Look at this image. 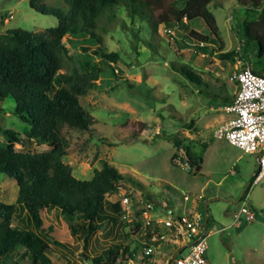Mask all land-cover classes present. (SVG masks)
I'll return each instance as SVG.
<instances>
[{"label": "rangeland", "instance_id": "374dc122", "mask_svg": "<svg viewBox=\"0 0 264 264\" xmlns=\"http://www.w3.org/2000/svg\"><path fill=\"white\" fill-rule=\"evenodd\" d=\"M250 1L246 6L239 0H220L211 5L225 43L222 51L216 44L203 50V46L188 43L177 29L166 34L164 25L159 28L162 34L154 33L146 15L132 17L124 7L107 10L98 25L102 46L119 53L117 62L104 63L93 47L84 51L75 38L67 42L66 71H97L101 67L103 72L97 71V86L81 97L83 107L97 120L95 131H70L71 148L65 162L83 180H91L104 160L113 163L129 178L122 192L135 191V211L136 206L142 209L143 202H153L162 216L167 215L160 212L168 204L174 205L178 214L194 206L209 215L207 255L211 264H264V178L251 183L258 170V157L216 136L227 120L224 98L233 97L238 88L231 75L247 64L252 66L256 59L253 51L247 52L251 49L246 48L242 27L247 21L261 30L264 0L261 7ZM45 3L71 9L65 0ZM58 24L56 16L36 11L30 0H0V33L19 28L44 31ZM191 24L204 34L210 33L200 18ZM230 51L239 55L226 56ZM181 64L189 65L187 70L202 76L205 82L192 81L174 68ZM1 102L0 143L5 144L8 137L3 128L23 134L30 125L14 113L13 98ZM131 122L148 126L140 130L142 135H135L128 124ZM181 145L191 148L196 161L203 160L198 174L190 171L186 150L178 147ZM25 149L35 153L51 150L38 142ZM18 191L15 179L0 174V202L16 204ZM187 195L189 200L185 199ZM110 199L117 201L120 196L115 194ZM245 203L251 217L242 212ZM25 219L26 212L19 208L16 224L22 226ZM47 219L61 229L69 224L58 209L50 210ZM132 229L127 221L109 223L91 237L87 247L83 238L70 232L72 243L80 249L74 252L53 246V264H93L84 253L93 259L113 245L123 244L134 250L139 234ZM169 249L167 255L174 251L173 247ZM123 262L119 258L117 263Z\"/></svg>", "mask_w": 264, "mask_h": 264}, {"label": "trees", "instance_id": "16d2710c", "mask_svg": "<svg viewBox=\"0 0 264 264\" xmlns=\"http://www.w3.org/2000/svg\"><path fill=\"white\" fill-rule=\"evenodd\" d=\"M65 1L70 11L49 6L45 0H30L36 11L59 19L55 27L37 32L19 28L0 33V112H4L1 99L11 97L15 101L16 116L30 125L23 134L13 128L2 129L8 140L0 143V174L15 179L19 191L16 204L0 202V264H53L50 256L53 246L74 252L80 249L72 243L70 232L83 238L87 247L91 237L107 224L122 221L125 207L121 200H111L110 196L119 193L120 186L129 178L113 163L104 160L91 180H83L76 177L72 166L65 162L71 148L70 131H95L97 120L83 107L81 97L97 86V71L103 72L101 67L97 71L84 72L79 68L66 71L69 39L75 38L84 51L93 47L95 55L104 63L117 62L119 53L109 52L102 46L104 40L98 33V25L107 10L124 7L132 17L146 15L154 33L162 34L159 28L164 25L173 31L177 29L185 35L186 42L203 46L200 47L203 50L213 44L219 45L220 51L225 47L218 19L211 9V5L220 0ZM249 1L239 0L244 6ZM261 1L250 2L261 7ZM198 18L205 22L209 34L192 26V21ZM260 24L261 30L245 21L242 30L246 48L251 49L247 52L253 51L256 61L263 66L253 70L264 76V15ZM234 55L239 53L226 54ZM187 67L190 66L181 64L174 68L192 81L205 82ZM233 99L234 95L224 98V104ZM128 124L132 125L135 135H142L140 130L148 126L144 122ZM36 142L47 144L51 150L35 153L25 149ZM18 144L23 148L18 149ZM178 147L185 148L190 171L198 174L203 160L196 161L191 148ZM19 208L26 212L22 226L16 224ZM57 209L69 221L63 229L47 219L48 212ZM141 214L142 209L137 210V215ZM210 218L205 231H208ZM146 229L138 222L132 231L146 239ZM142 247L139 240L134 250L121 244L113 245L93 259L84 255L93 264H118L119 258L126 263Z\"/></svg>", "mask_w": 264, "mask_h": 264}, {"label": "built area", "instance_id": "2783aa9c", "mask_svg": "<svg viewBox=\"0 0 264 264\" xmlns=\"http://www.w3.org/2000/svg\"><path fill=\"white\" fill-rule=\"evenodd\" d=\"M11 17H13L11 15ZM166 34L173 30L165 28ZM237 83L232 102L224 104L223 110L229 115L228 120L216 131L219 139H226L244 153L255 154L258 157V170L255 173V183L264 178V76L257 74L251 66L238 68L230 77ZM120 186V200L124 205L122 221L129 222L133 228L136 223L143 222L146 239L143 240V261L140 264H157V251L163 246H172V256L163 264H211L208 251V231H205V215L197 208L184 214L168 213L159 215L153 202H143L142 214L135 211L134 190ZM189 195L185 197L189 200ZM200 199L203 196L200 195ZM242 212L251 213L246 207ZM149 230V231H148ZM187 252V254H185ZM174 255V256H173ZM132 264L129 260L125 263Z\"/></svg>", "mask_w": 264, "mask_h": 264}, {"label": "crops", "instance_id": "0c3cea01", "mask_svg": "<svg viewBox=\"0 0 264 264\" xmlns=\"http://www.w3.org/2000/svg\"><path fill=\"white\" fill-rule=\"evenodd\" d=\"M228 19H232L231 17L230 18H228ZM195 28V27H194ZM208 28V27H207ZM196 29V28H195ZM246 62H248V61H246ZM252 66H254V68L250 65V64H247L248 66H251L253 69H255V70H260V69H262L263 68V66L261 65V64H259L257 61H256V59L255 60H252ZM238 87V86H237ZM238 89V88H237ZM236 89V90H237ZM226 116H227V120H228V118H229V115L228 114H226ZM226 120V121H227ZM196 207H192L190 210H188V211H186L187 213L188 212H191V211H193L194 209H195ZM136 209L137 210H140V207L139 206H136ZM136 210V211H137ZM160 213H165V214H168V213H174V214H178L177 212H176V210L174 209V205H172V204H168V205H165V207H164V209L160 212ZM137 214V213H136ZM164 214V215H165ZM163 215V214H162ZM205 215V214H204ZM125 222V221H124ZM205 222H206V225H205V227L207 226V222L208 221H206V216H205ZM141 223H143L142 221H141ZM145 239V237L142 239L141 238V235L139 234V239L138 240H142V242H143V240ZM138 244V243H137ZM136 244V245H137ZM172 246H163L162 248H160L158 251H157V254H156V260H157V264H163L166 260H164L163 259V257H165V259H168V256L170 257V255H172V254H174V253H169L168 255H167V251H166V248H168V251L170 252V249L169 248H171ZM165 252V253H164ZM143 261V254H142V250L141 249H139L137 252H135L134 253V258H130L129 259V262L130 263H132V264H140L141 262Z\"/></svg>", "mask_w": 264, "mask_h": 264}, {"label": "water", "instance_id": "95a60500", "mask_svg": "<svg viewBox=\"0 0 264 264\" xmlns=\"http://www.w3.org/2000/svg\"><path fill=\"white\" fill-rule=\"evenodd\" d=\"M208 220H209V215L206 216V221H208Z\"/></svg>", "mask_w": 264, "mask_h": 264}]
</instances>
